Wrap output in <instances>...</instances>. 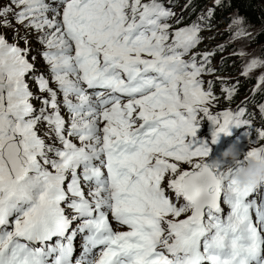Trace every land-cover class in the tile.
I'll return each mask as SVG.
<instances>
[{
	"label": "snow or ice",
	"instance_id": "obj_1",
	"mask_svg": "<svg viewBox=\"0 0 264 264\" xmlns=\"http://www.w3.org/2000/svg\"><path fill=\"white\" fill-rule=\"evenodd\" d=\"M176 2L0 3V27H12V16L41 33L51 73V81L35 78L47 93L37 97L26 79L35 70L28 50L0 35V264H264V195L251 199L258 187L240 188L234 170L209 161V143L195 139L200 113L213 126L211 144L249 125L243 107L215 115L208 107L217 97L201 77L214 72L207 65L216 53L193 49L214 8L198 17L203 24L176 27ZM229 31L232 41L251 35L239 17ZM257 68L264 58L254 56L242 74ZM262 86L264 73L255 90ZM236 90L223 89L229 100ZM40 123L59 147L38 134ZM261 154L264 146L245 157ZM109 214L128 230H114Z\"/></svg>",
	"mask_w": 264,
	"mask_h": 264
},
{
	"label": "rangeland",
	"instance_id": "obj_2",
	"mask_svg": "<svg viewBox=\"0 0 264 264\" xmlns=\"http://www.w3.org/2000/svg\"><path fill=\"white\" fill-rule=\"evenodd\" d=\"M227 0H221V3L219 6H216L214 4V0H204L199 7L197 8L194 18L192 19V22L195 20H198V17H200L202 14L206 13L209 8H214V12H217V9L221 7V5L226 2ZM187 2V0H177L175 3L176 6H174V11L178 15H182L183 18L187 14V10H184L181 12V9L183 5ZM0 3L7 4L8 0H0ZM164 3L166 6H170L168 4V0H164ZM258 4L261 8L264 10V0H258ZM221 9L218 10V14L220 15ZM239 17L235 13L230 14H223L221 17V20L219 22L210 23V27H204L201 31L200 35L204 37L202 41H208V44L206 46H212L209 50H206L208 52H215L216 54L211 57V63L207 65L208 67L214 69V72L211 74H204L202 75L201 79L204 80V85L209 89V81H214V90L215 94H218L222 99L227 96V93L223 91L224 88H232L234 85L238 89H242V91H238L237 94H241V101L242 104L240 106H232L228 110H231L233 113L238 111L239 108H241L244 104L251 107L253 115L254 116H263V114L260 111V105L263 104H257L253 97L254 95H259L262 99H264V86L260 88V90L256 91L255 87L257 84V78L264 73V68H257L249 76L243 75L244 66L255 56L264 58V56L261 54V46L258 44L254 39L257 37L258 33L260 32V28H257L256 26L250 25L246 22H244V27L247 29L251 35L246 39L236 40L232 41L230 39V31H229V25L231 23V20L233 18ZM241 18V17H239ZM8 19L12 20V27H0V35H3L6 40H8L11 43H16L18 46L22 49H27V59L34 64L35 70L37 72H40L41 74L44 73V70L46 71L49 69V65L45 67L43 61L40 58V50L47 49L44 44H41L38 42L37 37L41 35V33L36 32L33 29L25 28L22 25H18L15 23V20L12 16H9ZM199 21V20H198ZM200 23H203L202 21H199ZM185 26L184 24H180V27ZM232 31H235V26L232 27ZM27 38V43H25V39ZM224 45L223 51L218 50V46ZM198 48V46H197ZM196 49H193V52L197 51ZM243 49L247 55L245 56H239L235 55L234 52ZM203 52H205V49H203ZM35 58V59H33ZM189 57H185V59H188ZM223 68L226 69L224 74H220L219 70ZM33 71V72H34ZM27 79V78H26ZM27 82L30 85L31 91L37 96L40 97L38 90L29 82V79H27ZM53 88L56 86L54 84H51ZM214 94V92L212 91ZM45 97H47V93H44ZM59 100H62L61 97H58ZM32 103L34 106H37L40 104V99H35V102L32 100ZM214 105V104H213ZM215 106V105H214ZM211 114H215L218 111H225L223 109L218 108V106L211 107V104L208 105ZM218 108V109H217ZM199 125L197 130V141H207L209 143V146L211 147L213 144H211V137H212V131L213 126L211 123L207 120V118L203 115V113H200L198 116ZM253 125L258 127L261 126V123L257 120L253 122ZM242 129L247 130V127L241 126ZM37 129L41 130L43 132V135L47 138L48 136L45 135V133L48 131V129L44 127L43 123H40L37 127ZM37 130L38 133L41 131ZM260 130H264V128H261ZM258 130V132L260 131ZM241 132V130H240ZM248 132V130H247ZM252 139L253 144H257V146H254L253 148H258L264 146V139H261V142L258 143V137L255 135V133H252ZM49 144L56 143L54 135L51 136ZM79 143L78 141H75ZM56 146L59 147L60 145L56 143ZM180 168H183V170H191V166L188 164H181Z\"/></svg>",
	"mask_w": 264,
	"mask_h": 264
},
{
	"label": "trees",
	"instance_id": "obj_3",
	"mask_svg": "<svg viewBox=\"0 0 264 264\" xmlns=\"http://www.w3.org/2000/svg\"><path fill=\"white\" fill-rule=\"evenodd\" d=\"M203 1L204 0H191L190 7L187 9L188 12L183 18L182 24L187 25L192 21L197 8ZM219 9H221L220 15H216V13L218 14ZM230 13H235L239 17L243 18L244 22L256 26L257 28H260V32L254 40L258 44H260L261 54L264 56V10L259 6L258 0H227L221 5L220 8L217 9V12H214V18L210 20V23L219 22L223 14L225 15ZM207 44L208 41H203L199 50L203 51V49L209 50L210 48H212V46H206ZM225 71L226 69L223 68L219 70L220 74H224ZM238 91H242V89L237 88L231 100H229L227 96L222 99L218 94H213L217 97V99L211 103V107L218 106V108L220 109H228L232 106H240L242 104V101L240 99L241 94H237ZM253 99L257 104L264 105V99H262L259 95H254ZM261 117L264 121V114Z\"/></svg>",
	"mask_w": 264,
	"mask_h": 264
},
{
	"label": "clouds",
	"instance_id": "obj_4",
	"mask_svg": "<svg viewBox=\"0 0 264 264\" xmlns=\"http://www.w3.org/2000/svg\"><path fill=\"white\" fill-rule=\"evenodd\" d=\"M241 150L233 143L227 147L216 161L234 170L233 181L240 188H257L264 184V154L245 157L241 160Z\"/></svg>",
	"mask_w": 264,
	"mask_h": 264
},
{
	"label": "bare ground",
	"instance_id": "obj_5",
	"mask_svg": "<svg viewBox=\"0 0 264 264\" xmlns=\"http://www.w3.org/2000/svg\"><path fill=\"white\" fill-rule=\"evenodd\" d=\"M49 70V69H48ZM61 99H63L62 95L60 96ZM62 101V100H61ZM61 114L64 115L65 117L67 116V111L65 109H63V107L61 108ZM106 171V170H105ZM84 190H85V193L87 194L88 192V186H84ZM120 230H124V231H127V227L124 226V227H117V230L116 231H120Z\"/></svg>",
	"mask_w": 264,
	"mask_h": 264
}]
</instances>
